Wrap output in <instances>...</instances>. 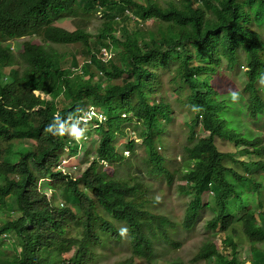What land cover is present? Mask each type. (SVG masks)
Masks as SVG:
<instances>
[{
	"label": "trees",
	"instance_id": "obj_1",
	"mask_svg": "<svg viewBox=\"0 0 264 264\" xmlns=\"http://www.w3.org/2000/svg\"><path fill=\"white\" fill-rule=\"evenodd\" d=\"M99 10L104 19L93 35L89 26ZM63 17L76 19V28L53 23ZM22 36L17 54L7 42ZM75 44L82 54L64 48ZM102 48L115 57L103 59ZM225 63L233 70L238 63L246 66L243 88L221 86ZM167 87L178 92L175 102L186 104L192 117L187 135L179 140L173 132L172 143L166 132L178 130L170 127L174 107ZM232 93L244 101L238 125L223 111L233 106ZM88 104L107 113L96 127L99 158L77 176L62 173L57 167L64 147L77 152L65 126ZM245 116L264 119V0H0V232L11 233L12 240L0 239V264H46V252L73 246L69 264H98L113 244L130 251L114 264H157L165 255L158 243L178 250L174 235L195 229L205 207L213 212L207 226L214 233L194 261L217 256L220 264H245L249 257L264 264L258 245L264 243V209L250 200L264 193V133L251 136ZM199 124L207 136H198ZM128 128L141 143L125 141ZM216 137L244 147L248 160L222 151ZM176 142L183 145L179 159ZM138 144L144 155L137 153ZM104 162L126 174L112 176ZM151 179L177 180L178 193L190 195L183 220L171 219L161 207L163 190ZM57 193L65 204H56ZM233 199L244 206L239 217L229 213ZM217 230L225 233L231 258L213 242ZM241 232L252 243L243 262L237 260Z\"/></svg>",
	"mask_w": 264,
	"mask_h": 264
},
{
	"label": "rangeland",
	"instance_id": "obj_2",
	"mask_svg": "<svg viewBox=\"0 0 264 264\" xmlns=\"http://www.w3.org/2000/svg\"><path fill=\"white\" fill-rule=\"evenodd\" d=\"M125 14H131L130 11L129 13L125 12ZM96 16L98 18H94L91 20L90 22V26L89 29L91 30V32L93 33V35L98 33V28L101 24V19L103 20V13L102 11H99L96 13ZM119 18V17H118ZM54 24L62 26L68 30H73L76 28V19L71 18V17H63L60 19H56L53 21ZM147 26H151V21H148L147 23H145ZM134 24L132 23L131 26H133ZM27 38V37H25ZM97 36H92L91 40L94 41L96 40ZM22 40H24V37H18L17 39H12L11 41L7 42V44H9L10 48H13V51L16 52L17 54L23 49L22 47ZM69 46V47H68ZM65 46L64 48L66 49H72L74 52H76L78 55L82 54V47L80 46V44H75V45H68ZM104 50V52L108 53H102V58L105 60H108L111 57H115V55H113L114 51L112 52L111 50L107 49V48H102V51ZM115 54V53H114ZM83 58V57H82ZM242 63H238L237 66L235 67V69L233 70L232 68H230V66L226 65V63L221 67V73L219 74V81L221 82V86L224 89H227L228 87H232V86H236V87H241L243 88L245 83H246V76H245V71H246V66H242ZM172 66L176 65L175 62L171 63ZM124 78L127 77L126 74H124L123 76ZM162 79L165 85L169 86V77L168 75L164 74L162 75ZM118 80H121V78H118ZM168 93H167V98L172 102V105L174 107V122L171 121V126L170 127H175L177 128L178 131H170V132H166L168 134V142L172 143L170 138H172L171 134L174 132L175 133V137L178 138L179 140L183 139V134L187 135V127L186 122L190 123V120L192 119L191 116H189V113L187 112V106L183 103H176V97L178 96V92L174 91V90H170L167 87ZM36 93L38 94L39 91H36ZM42 95H45L44 93H42ZM159 97V95H158ZM232 100V97L231 99ZM237 100L239 101H243V97L237 93ZM244 102V101H243ZM96 107V106H95ZM98 108V107H97ZM103 110V108H101ZM240 110V107L238 106H234L233 109L231 110V114L229 115L231 117V119L233 120V124L234 125H238V121H240L242 119V117L239 115L238 111ZM104 111V110H103ZM245 113V112H244ZM243 113V114H244ZM193 114V113H191ZM245 120L247 122H249V128L251 129L250 134L251 136H255L257 132H261L262 134L264 133V119H262V123L260 121H252L248 116H245ZM78 123H82V122H73L70 121L65 129L66 132V136H67V140H73L76 141V144L74 145V148L78 151L80 150L81 153H78L74 159L71 158L72 155L70 154L69 151L66 150L67 154L64 153V155H62L61 157V161H63V166L65 167V171L68 172H72L74 173V175H78L80 174V172H82L83 170H85V168L88 166V162H83L81 161L82 157H83V152L84 150L87 148V145L90 144V147H94V142H97V136L95 134V128L91 129V138H88L86 140H82L80 139V130L76 128L78 127ZM86 125H90V123H85ZM263 124V125H262ZM129 129L128 135H126L125 137V141L127 142V140L129 139H135L136 142L141 143V139L136 138V135L134 134V130ZM241 131H243L244 133H247V127L243 126L242 128H240ZM198 136H207L209 134V131L205 128L201 127V124L198 125V130H197ZM93 138V139H92ZM84 141H88V144H84L82 142ZM216 144L218 145V147L224 151V152H230L233 153L235 155V158H239L240 161L241 160H248L247 155H245L244 152H242L241 150H243L244 147H240L237 146V144H235L234 142L230 141L228 138H224V137H216L215 138ZM263 142H264V136H263ZM117 144H120V141H118ZM174 150H176V155L179 158L180 157V153L183 150V145L181 146L178 142L175 143V148ZM137 153H141L144 155L145 151L144 148L141 147L138 144L137 147ZM126 156H131V152L128 153V151H125ZM169 153H171V151L169 150ZM92 155H95V152L93 151ZM71 158V159H70ZM239 161V162H240ZM62 164V163H61ZM175 164H179V161L176 160ZM235 167H238L239 163H235L234 164ZM71 169V170H70ZM125 173V170L122 168L118 169V174L119 175H123ZM151 182H153V187L156 188L158 187V189H162L163 191L160 192L159 194L162 197L163 203L161 204V207L163 206L164 209L169 210V213L175 217V218H180L181 216H183L184 212H185V206H186V202L187 200L190 198L189 194L187 193H178L177 190V180H173L171 183H166L165 181H157V180H150ZM209 198V191L204 192L203 195V202H207ZM250 200L252 202V206L253 208H256L257 210H260L261 207H263L264 209V193H262L258 198L254 197L253 195L250 196ZM230 208L231 210L229 211L231 214H233L236 217H239L242 212L244 211V206L242 205V203L238 202L237 200H230ZM213 214L212 210L208 209V208H204V210L202 211V214L200 215V217L198 218V221L196 223V227L193 230H181L179 234H177V238L179 240H181V247L180 249H178L177 251H173L170 253H167L164 255V258L166 259H182L183 261H190V259H192L194 257V255L198 252L199 248L201 247V245L205 242V240L207 238L212 237V232L208 226V220L210 218V216ZM5 217V216H4ZM260 218H261V222L264 225V212L262 211V213L260 214ZM218 231V230H217ZM225 233H221L220 237H214L213 238V242L217 245V247L220 250H223V242H221V239L224 237ZM241 237L243 239H241L238 236V240H239V253H241L242 258H247L244 257V255L249 252L250 253V247H251V242L244 236L242 235V232L240 233ZM20 241L17 240V243H19ZM162 243V242H160ZM258 245L264 247V243H258ZM161 249V251H163L164 253H166L167 249H164V246H160L159 247ZM228 249L231 250V248L228 247H224V250ZM67 257V255H65ZM117 259V255H115L114 257H111L108 262L109 263H113L115 260ZM212 262H216L217 264H220V260L217 256L211 257L208 260H199L197 262H192L191 264H210ZM160 264H164V260L161 259ZM245 264H252L251 259L248 257L245 260Z\"/></svg>",
	"mask_w": 264,
	"mask_h": 264
},
{
	"label": "clouds",
	"instance_id": "obj_3",
	"mask_svg": "<svg viewBox=\"0 0 264 264\" xmlns=\"http://www.w3.org/2000/svg\"><path fill=\"white\" fill-rule=\"evenodd\" d=\"M99 11H101V10H99ZM98 11V12H99ZM126 12L127 13H129V11L128 10H126ZM12 40V39H11ZM11 40H9V41H11ZM8 41V42H9ZM11 50H13V48L11 47ZM103 53H104V50H103ZM107 53H108V51H107ZM39 94V93H38ZM42 95V94H41ZM42 97H45V95H42ZM231 102H232V104H233V106L229 109V112H227V108L226 107H224L223 108V111L225 112V115H226V117H228L230 114H231V110L233 109V107L234 106H241L242 104H244V102H241V101H237V93H232V100H230ZM222 104H224V102L222 103ZM82 111V113L78 116V118L75 120V121H77V122H82V123H78V127L76 128V130L77 129H79L81 132H80V134H79V136H80V139H82V140H86V139H88V138H91L92 137V135H91V129H93V128H95V134H96V136H97V142H98V144H99V136H98V134H97V132H96V127L99 125V123H101V122H103V121H105L106 119H107V113H106V111H103L101 108H97V107H95V106H93V105H86L84 108H82L81 109ZM245 118V117H244ZM75 121H73V122H75ZM70 122V121H69ZM68 122V123H69ZM67 123V124H68ZM85 123H90V125H86ZM66 124V125H67ZM250 125V124H249ZM65 129H66V126H65ZM66 134V133H65ZM66 138H67V136H66ZM93 139V138H92ZM71 141V143L73 144V145H75L76 144V141H74V138H73V140H70ZM97 142H94V147H90V144H88V141H84V142H82L83 143V145L84 144H88L87 145V148L84 150V152H83V157H82V159H81V161H83V162H88V164H89V161H93V158L96 156V158L98 159L99 158V155L97 156V153H96V151H95V149L98 147V144H97ZM118 145H120V144H118ZM89 148H91L94 152H95V155H92V153H93V151L91 152V155L90 156H88L87 155V150L89 149ZM64 150H65V153L67 154V152H66V150L67 151H69L70 152V150H69V146L67 145L66 147H64ZM125 151H128V153H130V151L129 150H127V149H125L124 148V155L126 156V153H125ZM78 153H81L80 152V150H78L74 155H72V157L71 158H73L74 159V157L78 154ZM71 154V153H70ZM64 155V154H63ZM127 157H130V156H127ZM70 158V159H71ZM60 164H59V167H57L58 169H60L61 171H62V173H69V174H72L73 176H77V175H74V173H72V172H70V171H68V172H66L64 169H65V167L63 166L64 164H63V161H60L59 162ZM62 163V164H61ZM87 168V167H86ZM106 168H108L109 169V172L110 173H112V176H114V177H116L117 175H119L118 174V169L119 168H122V169H124L125 170V168H123V167H119V168H117L116 170H114L111 166H109L108 164H107V162H104V169H106ZM71 170V169H70ZM84 171V170H83ZM82 171V172H83ZM82 172H80V173H82ZM126 174V171H125V173L123 174V175H125ZM79 175V174H78ZM41 183H43V181L42 180H40V183H39V186L41 187ZM44 191H46L47 193H48V195H50L51 194V189L50 188H48V187H46V188H44ZM190 196V195H189ZM63 199H65V197L63 196V198L61 197V195L59 194V193H57V195H56V204H60V205H62V204H65V202H64V200ZM67 202V201H66ZM74 206V208L75 209H78L79 207H78V205H73ZM74 211H77V210H74ZM230 213V212H229ZM231 214V213H230ZM231 215H233V214H231ZM5 214H1L0 215V220H5ZM172 216V215H171ZM234 216V215H233ZM170 217V216H169ZM184 217H185V212H184V214H183V216H181L179 219L178 218H175V217H170L171 219H173V220H183L184 219ZM197 223V222H196ZM218 229V228H217ZM181 230H185V229H180L179 231H178V233H176L174 236L175 237H177V234H179L180 233V231ZM126 231H127V229H122L121 230V234H125L126 233ZM218 232V231H217ZM11 233H6V232H0V239L1 240H6V241H12V240H9V235H10ZM220 232H218L214 237H220ZM179 240V239H178ZM221 242H223V240L221 239ZM115 247H114V249L113 250H107V251H102V253H103V257H102V259H100L99 260V262H98V264H114L117 260H121V259H123V258H125L126 256H128V255H130V251L129 250H127V249H121L120 247H117L118 245L117 244H113ZM166 245H168V244H162V243H158V247L157 248H159L160 246H165V247H168V246H166ZM181 240H180V247H181ZM202 246V245H201ZM224 246V245H223ZM180 247H179V249H180ZM225 247V246H224ZM224 247H223V250H221L222 252H224L225 253V256H227V257H229V258H231L232 256H233V253L232 252H229V251H227L226 249L224 250ZM19 250H21L22 251V245H19V249H18V251ZM76 250H77V247L76 246H73L70 250H68V251H54V252H51V253H49V252H46L45 253V255H44V257H45V259H46V264H69L70 263V261H71V258H73L74 257V255H75V253H76ZM159 251L160 252H162L163 254H166V253H168V252H170V249H169V247H168V249L166 250V253H164L163 251H161V249L159 248ZM177 251V250H176ZM199 251V250H198ZM198 253V252H197ZM196 253V254H197ZM196 254L194 255V256H196ZM65 255H67V257L65 256ZM115 255H117V259L113 262V263H109L108 262V260L111 258V257H114ZM161 259H163L164 260V264H165V260H172V259H166V258H164V255H163V257L162 258H159L158 260H157V264H160V261H161ZM209 259V258H208ZM173 260H175V259H173ZM178 260H182V259H178ZM195 259H190V261H184V262H186L187 264H191L193 261H194ZM237 260L238 261H241V262H243V258H242V256H241V253H239V250H237ZM183 261V260H182ZM199 261V260H198ZM136 262H137V264H142L143 263V260L142 259H137L136 260ZM194 262H197V261H194ZM213 263H216V262H212V263H210V264H213ZM217 264V263H216Z\"/></svg>",
	"mask_w": 264,
	"mask_h": 264
},
{
	"label": "built area",
	"instance_id": "obj_4",
	"mask_svg": "<svg viewBox=\"0 0 264 264\" xmlns=\"http://www.w3.org/2000/svg\"><path fill=\"white\" fill-rule=\"evenodd\" d=\"M104 53H107V52H104Z\"/></svg>",
	"mask_w": 264,
	"mask_h": 264
}]
</instances>
